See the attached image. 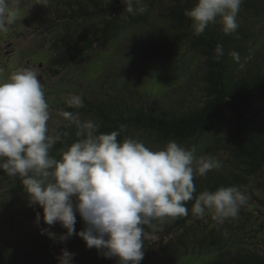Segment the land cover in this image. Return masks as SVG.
I'll use <instances>...</instances> for the list:
<instances>
[{
	"label": "trees",
	"instance_id": "1",
	"mask_svg": "<svg viewBox=\"0 0 264 264\" xmlns=\"http://www.w3.org/2000/svg\"><path fill=\"white\" fill-rule=\"evenodd\" d=\"M195 3L140 0L147 11L133 16L125 12L122 0L109 4L107 0H50V8L34 12L28 24L44 38L50 31L53 49L43 63L52 66L53 76L59 67L86 63L87 52H105L111 43L127 39L115 77L108 79L103 73L99 89L82 95L84 106L66 110L78 111L82 120L98 122L100 132L125 126L118 140L136 138L152 150L174 140L194 149L197 157L219 159L221 168L195 177L196 194L230 185L248 194V203L239 215L223 224L207 213L203 219L193 216L194 201H189L187 216L156 229L146 228L140 264H177L188 253L208 254L204 264H264V54L256 47L261 34L257 28L264 24V0H243L237 16L239 27L228 35L222 32L219 18L196 34L193 21L185 15ZM217 45L223 47L219 60ZM233 51L239 54L238 60L230 55ZM192 63L198 75L189 73L180 82L184 86L166 91V99L154 98L142 88L157 76H181L179 69ZM66 124L63 120L50 129L51 134L62 137L51 150L56 158L77 139L75 126ZM19 193H26L20 179L0 170V204L5 205L1 208L8 213L13 205L7 199ZM26 210L35 216L38 212L36 207ZM40 226L50 227L57 235L66 232L59 223ZM83 227L77 214L75 230ZM40 229L32 233L26 247L8 242L0 248V264H57L62 248L75 254L73 264H118L116 258H105L95 248H87L76 235L61 243L41 234Z\"/></svg>",
	"mask_w": 264,
	"mask_h": 264
},
{
	"label": "clouds",
	"instance_id": "2",
	"mask_svg": "<svg viewBox=\"0 0 264 264\" xmlns=\"http://www.w3.org/2000/svg\"><path fill=\"white\" fill-rule=\"evenodd\" d=\"M111 0H107L109 4ZM50 0H36L48 7ZM124 10L133 16L147 11L140 0H122ZM243 0H196L185 15L193 21L196 34L219 23L225 35L236 32L237 16ZM20 0H0V33L15 23ZM135 5H140L136 7ZM216 59L223 56L222 45L215 48ZM230 55L239 59L235 51ZM2 73V70H0ZM38 71L21 67L6 79L0 76V170L19 178L29 207L39 205L48 226L59 223L66 232L57 235L49 228L41 234L58 242L73 235L89 249L118 264H140L144 258L146 228L189 214L187 202L194 201L191 213H206L219 224L235 218L248 203V194L237 185L221 186L196 194L195 177L221 168L219 159L195 155L174 140L152 150L141 140L125 136V126L109 133L91 119L82 120L78 111L60 110L58 115L75 126L77 139L63 148L59 158L51 154L62 140L50 133V105ZM67 108L84 106L82 94L64 98ZM77 214L84 227L75 230ZM41 214L34 223L39 227ZM261 254H264L262 252ZM74 253L66 248L56 257L57 264H73Z\"/></svg>",
	"mask_w": 264,
	"mask_h": 264
},
{
	"label": "rangeland",
	"instance_id": "3",
	"mask_svg": "<svg viewBox=\"0 0 264 264\" xmlns=\"http://www.w3.org/2000/svg\"><path fill=\"white\" fill-rule=\"evenodd\" d=\"M35 2L36 0H20L17 9V18L15 23H13H17L19 26H16V32H14L13 29L15 27L12 26V24L9 26L6 33H0V70H2L0 76L5 79L13 71L21 68L23 64H25L26 58H32V61L46 62L45 60L47 59L48 52L51 54L53 49L51 45L52 38L50 39V31L48 32V38H44L43 34L28 24L30 19L33 21L31 15L34 14V12L43 8H50V3L48 7H45L40 4H35ZM257 31H260L261 34L259 33L260 38L256 41V47L261 48L262 53L264 54V24H260ZM5 37H7L5 39L6 41H2L1 39ZM127 41L128 40L125 39L116 44L111 43L110 47L107 48L105 52L103 50L95 54L89 51L86 54V63L75 62L64 67H59L60 71L56 75L53 76L50 74V77L45 78V82L47 83V86H44L45 97L50 105V111L52 113V119L49 121V129H53L54 126L62 123L63 119L58 113L60 110H66L67 108L64 103L65 97L70 94H90L91 91L98 90L100 87L98 81H100L103 73L107 75L108 79H110V77H115V74L120 70V61L117 59H119L121 54L124 53V47H126ZM7 43H12V45L6 47ZM117 47L119 51H117ZM9 51L11 52L10 54H8ZM8 57H10L9 60ZM186 57L187 56L185 55L182 58ZM20 60H22V62L18 66ZM181 68L182 69H179L182 70L181 76L177 75L174 78H169L165 75L157 76L150 82H146V85H143L142 88L151 92V95L154 98L166 99V91L168 93V90L171 87L177 85H179L178 87L184 86V83L180 84V82L184 81V77L191 72L193 75L197 70L194 69L195 63H192L189 68L184 65ZM194 74V76L198 75L196 73ZM105 83L107 84V81H105ZM108 87H110V84H108ZM176 90L178 91L179 89L176 88ZM171 98L172 96H170L169 99ZM7 201L8 204L10 203L13 206L10 207V211L7 213L6 210L4 211L3 208H1L5 205L0 204V248L5 247L8 242L13 243L18 248H21L22 246L26 247L29 244L32 233H35L36 230L40 229V224H45L42 219L43 210L39 205L32 207H36L41 214V220L38 227L34 223L36 216L29 210H26V207L28 206L26 193H19L18 196L8 198ZM20 208H24L25 210L21 213L19 212ZM261 210L264 212V206H261ZM208 256L209 255L206 253L184 254L178 259L177 264H204L208 260Z\"/></svg>",
	"mask_w": 264,
	"mask_h": 264
},
{
	"label": "flooded vegetation",
	"instance_id": "4",
	"mask_svg": "<svg viewBox=\"0 0 264 264\" xmlns=\"http://www.w3.org/2000/svg\"><path fill=\"white\" fill-rule=\"evenodd\" d=\"M12 26H14L13 28V30H14V32H16V24H13ZM12 30V31H13ZM7 37H5V38H3V39H1L2 41H6L5 39H6ZM12 45V43L10 44V43H7L6 44V47H10ZM11 52L9 51V53L8 54H10ZM7 54V55H8ZM10 59V57H8V60ZM5 62H8V61H5ZM22 62V60H20L19 61V63H18V66L20 65V63ZM6 64V63H5ZM22 67H31V68H33L34 70L35 69H37L38 70V74H39V76H38V79H40L41 80V82L43 83V85L44 86H47V83L45 82V78L46 77H50V74H51V71H52V66L51 65H49V63H47V64H44L43 62H41V61H32V58H26L25 59V64H23V66Z\"/></svg>",
	"mask_w": 264,
	"mask_h": 264
}]
</instances>
